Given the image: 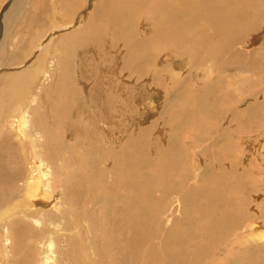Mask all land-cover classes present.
<instances>
[{"label":"bare ground","instance_id":"obj_1","mask_svg":"<svg viewBox=\"0 0 264 264\" xmlns=\"http://www.w3.org/2000/svg\"><path fill=\"white\" fill-rule=\"evenodd\" d=\"M14 1L0 8V52L14 18L10 9L20 0ZM99 2L94 9L92 1L76 22L78 10L63 29L49 23L58 30L30 45L33 54L44 57L37 64L33 60L34 68L31 61H23L0 69L8 74L4 86L14 94L0 104V264H224L234 253L229 264H264V152L259 159L263 164L251 163L242 149V165L240 156L230 165L222 164L226 160L220 148L227 135L250 133L244 140L249 144L252 133L264 136V124L253 120L264 114V100L255 105L247 101L264 95V86L255 90L248 78L253 70L264 72L259 70L264 62V0ZM247 39L253 40L252 49L244 50ZM200 55L209 65L201 67ZM100 62L110 64L103 68ZM187 63L200 69L195 83L183 78ZM216 63L224 64L219 67L223 70L213 67ZM29 65L30 72L24 67ZM216 68L232 78L217 79ZM168 83L170 88L162 90ZM206 83L220 101L222 120L230 114L242 131L220 129L223 141L212 130L204 135L207 139L195 135L197 142L209 141L211 149L218 148L212 154L217 159L209 150L206 157L213 161L200 158L199 164L197 146L189 137L192 128L201 130L199 120L205 117L219 121L216 104L203 93ZM179 95L196 108L185 109L180 114L185 120L174 127L166 117L177 110ZM236 99L244 103L235 112L222 105ZM165 100L167 116L153 120V110L163 109ZM157 124L161 135L148 136ZM182 135L185 150L193 144L189 159L175 141ZM191 201L195 206L188 207ZM184 208L199 217H181ZM184 221L188 229L182 232ZM191 227L197 232L189 231ZM205 249L206 263L200 262Z\"/></svg>","mask_w":264,"mask_h":264},{"label":"rangeland","instance_id":"obj_2","mask_svg":"<svg viewBox=\"0 0 264 264\" xmlns=\"http://www.w3.org/2000/svg\"><path fill=\"white\" fill-rule=\"evenodd\" d=\"M6 1V2H5ZM12 0H0V5L2 6H0V8L2 9L3 8V6H5V4L6 3H8V4H10V2H11ZM30 1V2H29ZM28 2H27V0L25 1V0H20L19 2H18V0L16 1H14V3H16V2H18L17 4H16V6L14 7V8H11L10 9V14L12 15V16H14V18H10V22H8V27H6V30H5V36L7 37H5V39L3 40V42L5 43L4 44V48H3V50H2V52H0V69H4V71H6V69L5 68H7V67H12V66H20V65H24L23 63L24 62H27V61H31V64L32 65H34V66H32V68H34L35 67V65L38 63V61L39 60H41V58H44V57H42L39 53H35L34 52V54H33V52H31V51H34L33 49H32V47L30 46V45H34L33 47H35L37 44H39L40 43V38H41V40L43 39L44 40V38H45V36L49 33V31H52L53 29L54 30H58V29H56V27H53L52 25H55V26H57V28H59V29H63L65 26H67V25H70V24H72V21L73 20H71L72 18H74V16H75V14L78 12V10H80V12L78 13V16L76 17V22L82 17V13H84L85 11H86V13L88 12V10H87V6L90 8L91 6H90V4L92 3V1H94V4H93V7L95 6V5H98V3H100L99 1H101V0H69V1H66V0H47V2H44L43 0H29ZM31 1H33V2H31ZM42 1V2H41ZM49 1L51 2L50 4V8H48V6H49ZM59 1V2H58ZM75 1V2H74ZM80 1V2H79ZM90 1V3L88 4V2ZM104 1H107V0H104ZM63 2V3H62ZM41 3V5H43V6H41V5H39ZM44 3V4H43ZM47 3V4H46ZM61 4H63V6L61 7L60 5ZM76 4V5H75ZM84 4H85V6H84ZM73 5V6H72ZM9 6V5H8ZM8 6H7V8H8ZM34 6H36V10L34 9L35 7ZM39 6H41V8L39 7ZM52 6V7H51ZM67 6V7H66ZM70 6V7H69ZM27 7V8H26ZM34 7V8H33ZM38 7V8H37ZM44 7H46V9L44 8ZM57 7V8H56ZM61 7V8H60ZM72 7V8H71ZM7 8L6 9H4L3 10V12L4 11H6L7 10ZM42 8H44L43 10H45V11H43L42 10ZM47 8H48V10H47ZM52 8V9H51ZM69 8V9H68ZM73 8H74V10H75V13H74V10H73ZM14 9V10H13ZM26 9V10H25ZM31 9V10H30ZM38 9V10H37ZM68 9V10H67ZM77 9V10H76ZM94 9H95V7H94ZM9 10V9H8ZM33 10H35L36 12H34ZM47 10V11H46ZM52 12H51V11ZM65 10H66V12H65ZM24 11V12H23ZM32 11V12H31ZM38 11V12H37ZM43 11V12H42ZM63 11V12H62ZM1 12V11H0ZM12 12H14V13H12ZM45 12H47V15H46V13ZM50 12V13H49ZM54 12V13H53ZM41 15H40V14ZM45 13V14H44ZM72 13V14H71ZM249 13H251L250 11H249ZM4 14H5V12H4ZM7 14H8V12L5 14L6 16H7ZM38 14V16H35V15H37ZM54 14V15H53ZM71 14V15H70ZM82 14V15H81ZM32 15V16H31ZM53 15V16H52ZM40 16V17H39ZM46 16H48L47 18H46ZM50 16V17H49ZM44 17V18H43ZM72 17V18H71ZM20 18V19H19ZM38 18H39V20H41V21H39L38 20ZM46 18V19H45ZM71 18V19H70ZM79 18V19H78ZM43 19V20H42ZM69 19V20H68ZM38 22H37V21ZM48 20V21H47ZM69 21V23L67 22V21ZM4 23H7V20H6V17L4 18ZM17 22V23H16ZM71 22V23H70ZM19 23H20V25H19ZM49 23H51V24H49ZM64 23V24H63ZM68 23V24H67ZM28 24V25H27ZM59 26H58V25ZM10 25V26H9ZM49 26H51V27H49ZM62 26V27H61ZM12 27V28H11ZM32 28V29H31ZM38 28H40V29H38ZM72 29H74V28H72ZM71 29V30H72ZM36 30V31H35ZM48 30V31H47ZM69 30V29H68ZM68 30H66V31H68ZM71 30H69V31H71ZM38 32V33H37ZM43 32V33H42ZM35 33V34H34ZM45 36H44V35ZM14 35V36H13ZM37 37H36V36ZM42 35V36H41ZM35 36V37H34ZM39 36V37H38ZM44 36V37H43ZM140 37H141V35H140ZM140 37H138V38H140ZM36 38V39H35ZM38 38V39H37ZM33 39V40H32ZM33 41V42H32ZM37 41V42H36ZM58 41H61V40H58ZM149 41H152V40H149ZM251 41H253V40H251V39H247V40H245V43L244 44H242L241 46H242V48L244 49V50H247V49H252V45H251ZM35 42V43H34ZM57 43H59V42H57ZM27 44V45H26ZM168 44H166L165 46H167ZM169 46V45H168ZM167 46V47H168ZM27 47H29V48H27ZM170 48H172L171 47V45H170ZM29 49V50H28ZM170 51H171V49H169ZM254 51H255V55H256V57H259V49H254ZM19 52H20V55L22 56V54H23V57H19L20 55H19ZM23 52V53H22ZM28 52H30V53H32V54H30V56H28ZM108 52V49H106V53ZM5 53V54H4ZM3 55V56H2ZM38 55V56H37ZM41 56V57H40ZM19 57V58H18ZM31 57H32V59H31ZM34 57V58H33ZM25 59V60H24ZM203 59V60H202ZM22 60V61H21ZM33 60L36 62V64H34L35 62H33ZM199 60L201 61L200 62V64H201V67L203 68L204 66L203 65H205V64H207V65H209V63H208V61L202 56V55H200L199 56ZM204 60H205V62H204ZM24 61V62H23ZM87 61V60H86ZM104 62H106L107 61V59H105V60H103ZM207 61V62H206ZM92 62H90L89 61V66H91V68L92 69H95L96 68V65H94V64H97L98 62H94V60H93V63L91 64ZM109 62H107L106 64H104L103 62H100V64L99 65H101V64H103V68H105L107 65H109L108 64ZM261 63H264L263 62V60L261 59ZM260 63V67H259V70L260 71H264V66L262 65ZM18 64V65H17ZM188 65H189V67H191V68H188ZM224 65V64H223ZM222 65V66H223ZM30 67H26V66H24L25 67V69L27 70V71H29L30 72V69H31V65H29ZM186 66H187V68H186ZM217 67L219 70H223V69H220L219 67H222V66H219V64L218 63H216V64H214V66L213 67ZM193 67H194V69H193ZM186 68V69H185ZM196 68V69H195ZM198 67L197 66H194V64H190V63H187L186 65H185V67H184V71L182 72V73H184L183 75V78H186L187 79V77L189 78V80H191L192 81V83H195V81L196 80H194L193 78L195 77V75L197 74V71L196 70H200V69H197ZM216 68V77H217V79H219V78H223V79H231L232 78V76L231 75H227V76H225V75H222L221 74V72L218 70ZM190 70V71H189ZM188 71V72H187ZM192 71V72H191ZM28 72V73H29ZM187 72V73H186ZM192 74H190V73ZM91 73V72H90ZM89 73V74H90ZM201 72H199V74H200ZM257 73V71H255V70H253V73H250L249 74V76H248V78H250L251 80H252V82H253V88L255 89V90H261L262 89V87L264 86V72L262 73V74H256ZM6 75H8V74H6V73H4V74H2V72L0 73V86H1V84H2V88L0 87V90H2L3 88V90L2 91H4V93H3V95H0V97H2L1 99H0V104H3V103H6L7 101H10V99L12 100V99H14V94L13 93H11V90H13L11 87H9V86H4L5 84L4 83H8V81L5 79L6 78ZM186 75V76H185ZM96 76V75H95ZM95 76H89L90 77V79H92L93 78V80H96L97 79V77H95ZM215 76H214V74H213V78H215ZM95 77V78H94ZM4 78V80H2ZM29 81H30V83L32 82V83H34L35 82V79H34V77H32L31 76V74L29 75ZM37 79V78H36ZM103 79V82L104 81H106L107 82V80L109 81L107 84H108V86H110V83H112L110 80H109V78L106 76V75H104V77L102 78ZM6 80V81H5ZM39 80V79H38ZM38 80H37V82H38ZM213 81H217L216 79L215 80H213ZM1 82H3V83H1ZM102 82V81H101ZM117 84H119V80L116 82ZM121 83V82H120ZM263 83V84H262ZM205 84V82H202V83H198V85H200V86H203V85ZM207 84L208 83H206V85H205V87L203 88V90H204V92L203 93H205V95H207L208 96V93L210 92V90H209V88H207L208 86H207ZM211 84H213V85H215V83H211ZM113 85H115V84H113ZM170 86H171V84L170 83H168L167 85H164V86H162L163 88H162V90H168V88H170ZM174 87H175V85H173ZM248 86H249V84H248ZM247 86V87H248ZM22 87V86H21ZM211 88H212V86H210ZM176 89H178V86H176L175 87ZM156 89H158V88H156ZM23 90L24 91H26L27 92V90L25 89V88H23ZM81 91H82V89H80ZM263 90H264V88H263ZM2 91H0V93L2 92ZM7 92V93H6ZM26 92H24V94L26 93ZM237 92H238V90H237ZM264 92V91H263ZM10 93V94H9ZM161 93L163 94V92L161 91ZM182 92H180V94H181ZM207 93V94H206ZM239 93V92H238ZM2 94V93H1ZM6 94V95H5ZM210 95V101H211V104L212 105H215L216 107H215V110L216 109H218V111L216 110V112H217V114H215V116H216V118L215 119H217V117H219L218 118V120L219 121H217V120H211V118H208V117H205L204 118V120L203 119H200L199 120V126L201 125V130L203 129L204 130V132L202 131L201 133L199 132V130H200V127H199V130H196V132L198 133V134H196V132L194 131V129L192 128V131H191V135L189 136V137H191L192 138V142H193V144L194 145H196L197 146V149H196V151H194V153L195 154H197L198 155V157H197V159H198V161H199V159L201 158L202 160L203 159H205V160H207V158L208 157H206V156H209V153H210V151L209 150H211L212 152H211V156H212V158H214V159H217L216 158V156L215 155H212L213 154V152L215 151H217L218 150V148H212L211 149V145H210V142L209 141H206V143L205 142H202V141H200V142H197L198 140L196 139L197 137L199 138V139H201V140H203V139H207V138H205V137H207L208 136V132H209V130H212L213 132H214V134L216 135V134H220L221 132H219L220 131V129H225L226 127H228V129H227V131L226 132H223V133H227V132H229V131H233V130H239V131H242L241 130V124L239 125L238 123L237 124H233L232 122H231V116H230V114H226L225 116H224V118H223V120H222V116L220 115V109H219V105H217L218 104V102L217 101H219V99H217V97L216 96H213V94H214V92H213V94L212 93H209ZM11 95L13 96V97H11ZM170 95V94H169ZM178 98L176 99L177 101H178V103L176 104L177 105V110H175L174 109V112L172 113V112H170V111H168V113H169V117L166 115V111L165 110H167L166 109V104H167V101L165 100L164 102V105H162V108L163 109H161L160 110V108L159 109H157V110H153V112H152V114H151V116H153V120H158V121H161L160 119H162V118H164V117H166L167 119H168V121H170L169 123L170 124H174L173 126L174 127H177L176 126V123L178 122V121H180L181 122V124L183 123V121L185 120V117L183 116V115H181L180 116V114L185 110V109H190V110H192V111H195L194 109L196 108L195 106H192V105H190V104H188L187 103V100L185 101L184 100V98L182 97V95H179V96H177ZM215 97V98H214ZM163 98L165 99V97H164V95H163ZM251 98H254V97H251ZM180 99V100H179ZM194 98H192V100H193ZM217 99V100H216ZM216 100V101H215ZM262 100H264V95L263 96H260V100L259 99H255L254 101L253 100H251L250 99V101L249 100H247L248 101V103H249V105L250 104H252V102H253V104L255 105V104H257V102L259 101H262ZM214 101V102H213ZM255 101H256V103H255ZM220 102V101H219ZM232 103V104H231ZM237 103H239V104H237ZM243 103H244V101L243 102H241V100H239V99H236V101L235 102H233V100H230V101H225L222 105H225V104H228V105H230V107H231V110L233 111V112H235L234 111V109L236 110V109H240V107H242V105H243ZM124 104L126 105V106H128V104L127 103H125V99H124ZM186 104V105H185ZM220 104V103H219ZM235 104V105H234ZM237 104V105H236ZM188 105V106H187ZM240 105V106H239ZM187 106V107H186ZM208 106V105H207ZM208 107H210V106H208ZM193 108V109H192ZM178 109H180V111L178 110ZM210 110V109H209ZM163 111H165L164 113H165V115L163 116V117H161L160 116V114L163 112ZM185 112H186V110H185ZM197 112V111H196ZM170 113H171V115H170ZM172 115L174 116V117H172ZM205 115V114H204ZM263 115V116H262ZM261 116H256V117H254L253 118V120L254 121H257L258 119H259V122L260 123H262V125L264 124V118H262V117H264V114H262ZM170 116H171V118H170ZM180 116V117H179ZM203 116V114L201 115V117ZM253 116H255V115H253ZM161 117V118H160ZM184 117V118H183ZM258 117H260V118H258ZM156 118H158V119H156ZM181 118H182V121H181ZM206 118H208V119H206ZM118 120H120V119H122V118H117ZM171 119H173L174 121H175V123H174V121L173 120H171ZM177 121H176V120ZM202 120L204 121V124L206 125H202L201 124V122H202ZM206 120V121H205ZM208 120H210L209 122H208ZM262 120H263V122H262ZM212 121H214V122H212ZM217 121V123H215ZM223 121V122H222ZM207 123H208V125H207ZM215 124V125H214ZM217 125H220L219 127L217 126ZM222 125V126H221ZM239 125V126H238ZM203 126H205V127H207V130H206V128L205 127H203ZM215 126V127H214ZM225 126V127H224ZM157 127V128H156ZM182 127H184V128H187L186 126H183L182 125ZM210 127H214V128H216V130L214 129V128H212V129H209ZM152 128H156V129H152ZM218 128V129H217ZM252 128L253 127H251L250 126V129H249V131H251L252 130ZM155 132H154V131ZM200 130V131H201ZM206 130V131H205ZM263 130H264V128H263ZM150 131V132H149ZM149 131H148V136H153V134L152 133H154V135H155V137H158V136H160L161 134L159 133V131H158V124L156 125V126H153V127H151V128H149ZM153 131V132H152ZM180 131H182V130H179V133H181ZM195 132V133H194ZM200 133V134H199ZM208 133V134H207ZM223 133H221L220 134V136H218V135H216V136H218L217 138L218 139H221V141H223L222 139V135H223ZM244 134L243 135H240V137L236 134V135H227V136H225V138H224V141L223 142H220V144H221V146H220V144H219V146H220V148H222L221 150H223L222 152H221V157H222V159L223 160H226V161H224V162H222V164H230V165H232L233 163H235L237 160H238V158H239V156H240V159H239V163L241 164V162H242V155H241V151H242V149H245L244 150V153L246 154V155H248V157H249V159L251 160V163H252V160H253V162H254V164H263V162H261L259 159H260V157H261V155H260V153H262V152H264V149H260V150H258V146H260V144H261V142H263V144H264V136L263 135H261V138H258V132H255V133H252V136L253 137H251V140H252V143H250L249 144V141H247V142H244V140H245V138L246 137H248V135H250V133H247V132H243ZM178 135V132L176 131V133H173V134H171L172 135V137L173 136H176V135ZM194 134V135H193ZM188 135V134H187ZM197 137H196V136ZM201 135V136H200ZM204 135H207V136H204ZM184 136L182 135V136H180V137H178L177 138V140H175V141H177L178 143H179V145L181 146L182 145V149H183V152H184V154L186 155V157L189 159V158H191V156H192V149L193 148H191V146L193 145L192 143H190V145L189 146H187V149L188 150H185L184 149V145L183 144H185L184 142L186 141V139L185 138H183ZM196 137V138H195ZM203 137V138H202ZM174 138V137H173ZM159 140L161 139V138H158ZM182 139H183V141H182ZM217 139V140H218ZM254 141V142H253ZM183 142V143H182ZM195 142V143H194ZM199 144V145H197V144ZM206 145H205V144ZM208 143V144H207ZM224 143V144H223ZM201 144H202V146H201ZM208 145H210V147L208 146ZM235 145V146H234ZM255 145V146H254ZM208 146V150H206L204 147H207ZM190 147V148H189ZM181 148V147H180ZM204 149V150H203ZM194 150V149H193ZM206 150V151H205ZM260 151H262V152H260ZM204 152V154H207V155H205V157L203 158V155L204 154H202ZM250 154H252V156H250ZM256 157H259L258 158V161L257 162H255L254 160H255V158ZM185 158V157H184ZM212 158H211V160H210V158H208V160H210L211 162L213 161L212 160ZM200 163L199 164H201V160L199 161ZM204 162H207V161H204ZM226 162V163H225ZM254 164H250V165H254ZM233 165H235V164H233ZM242 165V164H241ZM229 168H231L230 166H229ZM241 171H242V176H243V178H246V176L248 175L247 173H246V171H245V166H242V168H241ZM212 179H217V178H212ZM247 183V182H246ZM235 185L236 184H233L230 188L231 189H233L234 187H235ZM199 200V199H198ZM195 201H197L196 199H194V202ZM193 201H191V202H187L186 203V205L189 207H193V206H195L193 203H192ZM190 205H189V204ZM65 205H66V203H65ZM83 205H84V203H83ZM68 206V205H67ZM187 206L185 207V208H187ZM185 208H184V211H182L181 212V217L184 215V217H190L191 219H193V220H196V218H198L199 217V214L198 213H191L190 211H189V209H187V210H185ZM158 216V215H157ZM157 217H155V219H156ZM153 219V218H152ZM184 220V219H183ZM200 220V219H199ZM198 220V221H199ZM262 220V219H261ZM262 221H264V220H262ZM186 222L187 221H184V222H182L183 224H185V225H183L182 224V226H180V231H182V232H184L185 231V229L184 228H186V229H188V227H187V225H186ZM194 222H197V221H194ZM65 223H66V220H64V224H63V228H64V226H65ZM68 223V222H67ZM184 227V228H183ZM182 228V229H181ZM190 230H192L193 232H197V228L196 227H191V228H189V231ZM215 234H220V232L219 233H215ZM82 236H84V234L82 235ZM222 236V235H221ZM205 239V237L203 236V239L202 240H204ZM209 243V242H208ZM120 244H121V240H120ZM209 244H211V243H209ZM213 244V243H212ZM211 244V245H212ZM212 249V248H211ZM206 250H209V249H205L204 250V253H205V255H204V253H203V257L200 259V262L201 261H203V259L204 260H207V251ZM234 255H235V253L233 254V255H229L227 258H225L224 259V264H229V259H232L233 257H234ZM212 256L214 257L215 256V254H213L212 253ZM211 256V257H212ZM203 262H205L206 263V261H203ZM213 264L214 263V260H212V261H209V262H207L206 264Z\"/></svg>","mask_w":264,"mask_h":264}]
</instances>
